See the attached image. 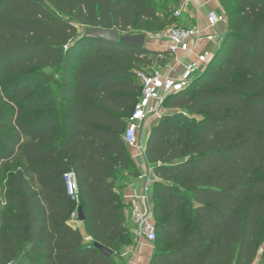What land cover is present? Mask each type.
<instances>
[{"label":"trees","instance_id":"obj_1","mask_svg":"<svg viewBox=\"0 0 264 264\" xmlns=\"http://www.w3.org/2000/svg\"><path fill=\"white\" fill-rule=\"evenodd\" d=\"M180 4L0 0V177L9 211H0V264H119V246L133 241L123 193L141 174L124 140L142 93L138 73L172 58L82 30L157 34L179 24ZM220 4L222 46L167 99L175 112L146 143L158 233L150 264H264V0ZM79 208L85 221L74 228Z\"/></svg>","mask_w":264,"mask_h":264},{"label":"built area","instance_id":"obj_2","mask_svg":"<svg viewBox=\"0 0 264 264\" xmlns=\"http://www.w3.org/2000/svg\"><path fill=\"white\" fill-rule=\"evenodd\" d=\"M179 16L180 13L177 12ZM210 29H216L220 24L226 23L227 19L224 12L217 15H209ZM167 52L171 55L183 56L186 54H195L196 58L184 67L179 77L171 76L169 71H174L171 67L168 72L162 71H141L138 73V80L142 87V93L137 102L134 112L128 119L127 128L124 134V140L130 150L136 152V158H143L146 161V143L140 141L143 129L151 121L160 120L168 112L167 99L184 91L194 81L210 63L214 52L202 51L195 53L197 42L205 39L209 43H214L216 47L223 44V35L203 36L201 29H170L167 33ZM216 48V49H217ZM147 168L140 174L139 179L143 181V188L140 194L132 201L131 215L135 226V234L138 238L155 243L158 239L157 227L155 222L154 204L151 198L152 186L155 179L153 169L145 163ZM155 176V175H154ZM68 195L75 201H79V187L77 178L73 172H67L64 175ZM79 215H74L71 222L73 226L78 225ZM74 227V226H73ZM75 228V227H74ZM90 238L87 242H91Z\"/></svg>","mask_w":264,"mask_h":264},{"label":"crops","instance_id":"obj_3","mask_svg":"<svg viewBox=\"0 0 264 264\" xmlns=\"http://www.w3.org/2000/svg\"><path fill=\"white\" fill-rule=\"evenodd\" d=\"M219 2L216 0H181V7L186 8L190 7V13L191 17L195 21L196 27L201 29L202 35H223L226 31V24H220L216 29H210V20H209V14L215 13L217 15L221 14L218 10ZM214 44V43H213ZM211 44L207 42L206 40H202L197 47L198 49L202 51H216V45ZM213 45V46H211ZM162 50H156V51H167V46L164 45ZM196 53V50H195ZM196 58L195 54H186L181 56L180 60L178 61V64L176 62V67H174V71H169L168 74L171 76L179 77L182 71H178L180 65L185 66L189 62L193 61ZM186 67V66H185ZM130 154L132 156V159L136 166L139 168L140 172L142 173L146 168V161L143 158H136V152L134 150H130ZM143 188V181L139 178L132 179L130 181V184L128 185L127 189L123 193V201L126 206V215L127 218H130L131 213V206L132 201L135 200V198L140 194L141 190ZM83 224H79V228H82ZM155 252V248L147 243V242H141L139 247V252L136 255L135 259L133 260V263L131 264H150L151 260L153 258Z\"/></svg>","mask_w":264,"mask_h":264},{"label":"rangeland","instance_id":"obj_4","mask_svg":"<svg viewBox=\"0 0 264 264\" xmlns=\"http://www.w3.org/2000/svg\"><path fill=\"white\" fill-rule=\"evenodd\" d=\"M217 2H219V0H216ZM218 6V4H217ZM226 6V5H225ZM190 7H186V8H183L181 7V4L180 6L175 9L176 12H179L180 15H179V19H180V22L178 25H175V26H171V27H168L167 29H165V31L163 32H160V33H157V34H148V39H147V44H146V48L147 50H150V51H153V52H167V51H156V50H162L161 48L164 46V45H168L167 42H168V38H167V33L170 29H173V28H176V29H193V28H196V24H195V21L193 20V18L191 17V13H190V10L189 9ZM218 10L219 12H224L225 14V17H226V8L223 7L222 4H220L218 6ZM210 15V14H209ZM227 19V18H226ZM222 24H226V23H222ZM228 25H226V28H227ZM83 33H86L89 35L88 33V30L86 32H84L82 30ZM139 34H142V33H139ZM205 40V39H203ZM202 41V40H201ZM200 41V42H201ZM200 42H197V47L199 46ZM213 44V43H211ZM214 45V44H213ZM211 45V46H213ZM195 48L196 50V53H200L201 50L198 49V48ZM171 58H172V61L170 62V64H163L161 61H157L151 66V67H148L146 68L145 71H149V72H152V71H162V72H168L170 70L171 67H176V65L178 64V61L180 60L181 56H177V55H171ZM177 62V64H176ZM186 66V65H185ZM185 66H181L179 67L178 71H182V69L185 67ZM195 92V91H194ZM167 109H168V112L167 114H172L175 112L174 109L171 108V106H167ZM191 118V116H189ZM199 117V116H198ZM160 120H156V121H151L149 124H147V126L143 129V132L140 136V141L141 142H147L149 136H150V133L152 131V128L154 126H156L158 124ZM152 179H156V176H152ZM7 181H5L4 179H2L0 177V211H4L5 210V213L6 215L9 213V211L7 210L6 206L4 205V201H3V194L2 192L5 194L7 191L6 190H3L4 188V184L6 183ZM128 227L130 229V232L133 236V241L127 244H122L119 246V249L118 251L116 252V259L117 261L119 262V264H131L133 263V260L135 259L136 255L138 254L139 252V247H140V244L141 242H147L145 240H142L140 238H138L135 234V226H134V223L132 221V215L130 213V218L128 219ZM75 228H79V225L75 222L74 225H73ZM148 243V242H147ZM151 244V243H149ZM154 248L156 247V244L153 243L151 244Z\"/></svg>","mask_w":264,"mask_h":264},{"label":"water","instance_id":"obj_5","mask_svg":"<svg viewBox=\"0 0 264 264\" xmlns=\"http://www.w3.org/2000/svg\"><path fill=\"white\" fill-rule=\"evenodd\" d=\"M88 33L90 36L105 40L107 42H111L113 44H122L128 47H133L137 49H147V39L148 34L142 33V34H121L118 29H112V30H105L102 28H95V29H88ZM79 222L83 223L85 221V215L82 210V208H79ZM95 247L99 249L101 252H103L106 256L112 257L114 255V252L110 250L109 248L96 243Z\"/></svg>","mask_w":264,"mask_h":264}]
</instances>
